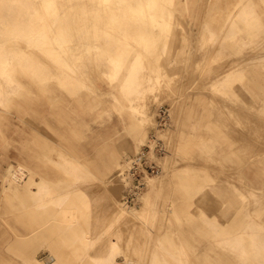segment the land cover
<instances>
[{"label": "rangeland", "instance_id": "374dc122", "mask_svg": "<svg viewBox=\"0 0 264 264\" xmlns=\"http://www.w3.org/2000/svg\"><path fill=\"white\" fill-rule=\"evenodd\" d=\"M0 1V264H264V0ZM161 109L160 173L123 203Z\"/></svg>", "mask_w": 264, "mask_h": 264}, {"label": "built area", "instance_id": "2783aa9c", "mask_svg": "<svg viewBox=\"0 0 264 264\" xmlns=\"http://www.w3.org/2000/svg\"><path fill=\"white\" fill-rule=\"evenodd\" d=\"M168 110L158 111L156 130L150 135L148 142L127 161V168L122 176L131 184L123 192V203H130L139 194L143 181L149 177H156L160 173L158 160L167 152L164 140L159 136V131L166 125Z\"/></svg>", "mask_w": 264, "mask_h": 264}, {"label": "bare ground", "instance_id": "6f19581e", "mask_svg": "<svg viewBox=\"0 0 264 264\" xmlns=\"http://www.w3.org/2000/svg\"><path fill=\"white\" fill-rule=\"evenodd\" d=\"M2 1H3V0H2ZM36 1H37V0H36ZM48 1H49L50 3L53 2L52 5H50V6H53L54 3H55V2H54L55 0H48ZM61 1L64 2V4H65V3H69L70 0H61ZM71 1H73L74 3L76 2V4L79 3V4H77V5L75 6L76 8H80V9H78V10H80V11H83V10L87 11V12H84V11H83V13H86V14H85L86 17H88V14H87V13H90V16H91V10H90L91 8H90L89 5L92 6V3L89 4V1H90V0H71ZM105 1H107V0H103L102 2H105ZM117 1H119V3H120L122 0H121V1H120V0H117ZM141 1H142V0H140V1H136V3L138 2L137 4H141V3H140ZM143 1H144V3H145V0H143ZM245 1H246V0H245ZM0 2H1V1H0ZM39 2H40V0H39ZM115 2H116V1H115ZM115 2H113V3L115 4ZM128 2H129V1H128ZM146 2H147V0H146ZM3 3H4V2H3ZM5 3L7 4V2H5ZM36 3H37V2H36ZM74 3H72V5H73ZM83 3H84V4H83ZM107 3H108V2H107ZM107 3H104L103 6H104L105 4H107ZM121 3H122V2H121ZM125 3H126V2H125ZM147 3H148V2H147ZM15 4H16V2H15ZM17 4H19V3L17 2ZM21 4H22V3H21ZM37 4H38V3H37ZM95 4H97V3H95ZM4 5H5V4H4ZM4 5H3V7H4ZM7 5H8V4H7ZM55 5H56V3H55ZM124 5H125V4H124ZM127 5H128V4H127ZM143 5H145V4H143ZM167 5H168V4H167ZM250 5H251V4H250ZM12 6H13V5H12ZM59 6H60V5H59ZM100 6L102 7V4H101ZM115 6H116V5H115ZM139 6H141V5H139ZM139 6H138V7H139ZM146 6H147V4H146ZM168 6H169V5H168ZM240 6H241V5H240ZM3 7H2V9H3ZM15 7H17V6H15ZM19 7H20V6H19ZM54 7H56V6H54ZM81 7H83V9H81ZM87 7H89V9H88ZM94 7H96V6H92V9H94ZM101 7H100V9H101ZM113 7H114V6H113ZM136 7H137V6H136ZM141 7H142V6H141ZM151 7H152V6H151ZM169 7H170V6H169ZM6 8H7V7H6ZM39 8H40V7H39ZM42 8H44V7H42ZM56 8H57V7H56ZM62 8H63V7H62ZM64 8H65V7H64ZM64 8H63V9H64ZM103 8H104V7H103ZM106 8H108V7H106ZM115 8H116V7H114V9H115ZM123 8H124V6H123ZM126 8H128V6H127ZM8 9H9V8H8ZM47 9H49L48 6H47ZM59 9H60V8H59ZM63 9H62V10H63ZM66 9H67V8H66ZM97 9H98V8H97ZM114 9H113V10H114ZM121 9H122V6H121ZM124 9H125V8H124ZM146 9H147V7H146L145 9H143V7H142L141 10H145V11H146ZM9 10H10V9H9ZM13 10H14V9H13ZM44 10H45V9H42L41 11H44ZM56 10H57V9H56ZM56 10H55V11H56ZM62 10H61V11H62ZM64 10H65V9H64ZM64 10H63V11H64ZM94 10H95V9H94ZM141 10H140V11H141ZM147 10H149V9H147ZM5 11H7V10L5 9ZM5 11H4V12H5ZM18 11H19V10H18ZM23 11H24V10H23ZM47 11H48V10H47ZM63 11H62V12H63ZM67 11H68V10H67ZM67 11H66V12H67ZM71 11H72V10H71ZM74 11H75V8H74ZM74 11H73V12H74ZM80 11H79V12H80ZM89 11H90V12H89ZM103 11H104V10H103ZM103 11H102V12H103ZM114 11H115V10H114ZM128 11H129V9H128ZM128 11H127V12H128ZM149 11H150V10H149ZM152 11H153V10H152ZM24 12H25V11H24ZM31 12H32V11H31ZM57 12H58V11H57ZM59 12H60V11H59ZM59 12H58V14H59ZM73 12H72V13H73ZM77 12H78V11H77ZM92 12H94V11H92ZM98 12H100V11H98ZM98 12H97V13H98ZM116 12H117V10H116ZM118 12H119V11H118ZM118 12H117V13H118ZM130 12H131V10H130ZM130 12H129V13H130ZM141 12L143 13L144 11H141ZM45 13H46V12H45ZM45 13H44V15H45ZM72 13H71V14H72ZM74 13H75V12H74ZM129 13H128V14H129ZM133 13H134V12H133ZM144 13H145V12H144ZM150 13H151V12H150ZM22 14H23V13H21V15H22ZM42 14H43V13H42ZM50 14H51V11H50ZM62 14H63V13H62ZM75 14H76V13H75ZM80 14H82V13L80 12ZM80 14H77V15H80ZM94 14H95V13H94ZM98 14H99V13H98ZM103 14H104V13H103ZM109 14H110V13H109ZM114 14H115V13H114ZM122 14H123V11H122ZM126 14H127V13H126ZM130 14H132V13H130ZM235 14H236V13H235ZM34 15H35V14H34ZM51 15H55V14H51ZM51 15H49V18H50ZM60 15H61V14H60ZM92 15H93V14H92ZM101 15H102V13H101ZM18 16H19V15H18ZM29 16H30V15H29ZM58 16H59V15H58ZM58 16H55V17H58ZM63 16H64V15H63ZM66 16H67V15H66ZM75 16H76V15H75ZM75 16H74V17H75ZM81 16L83 17V15H80V17H79V16H78V17H79V18H82ZM105 16H106V15H105ZM119 16H120V12H119ZM146 16H147V15H146ZM146 16H145V18H146ZM148 16H149V15H148ZM167 16H168V15H167ZM12 17H13V16H12ZM15 17H16V16H15ZM47 17H48V16H47ZM53 17H54V16H53ZM71 17H73V14H72ZM71 17H70V18H71ZM78 17H77V18H78ZM94 17H95V16H94ZM98 17H99V16H98ZM127 17H128V16H127ZM131 17H132V16H131ZM131 17H130V18H131ZM10 18H11V17H10ZM23 18H24V17H23ZM26 18H27V16H26ZM41 18H42V17H41ZM65 18H66V17H65ZM96 18H97V17H95V19H96ZM108 18H109V17H108ZM108 18H107V19H108ZM118 18H119V17H118ZM121 18L123 19V18H125V17H124V16H123V17L120 16V19H121ZM148 18H149V17H148ZM16 19H17V18H16ZM52 19H54V18H52ZM83 19H84V20H83ZM83 19H82V21L84 22V21H85V18H83ZM89 19H90V18H89ZM92 19H93V18H92ZM102 19H103V18H102ZM105 19H106V18H105ZM122 19H121V20H122ZM127 19H128V18H127ZM131 19H132V18H131ZM244 19H245V18H244ZM247 19H248V18H247ZM11 20H12V19H11ZM25 20H26V19H25ZM48 20H49V19L47 18V21H48ZM71 20H72V19H71ZM75 20H76V19H75ZM86 20H88V19H86ZM90 20H91V19H90ZM98 20H101V19L99 18ZM117 20H118V19H117ZM23 21H24V20H23ZM37 21H38V20H37ZM51 21H52V20H51ZM57 21H58V20H57ZM67 21H68V20H67ZM76 21H77V20H76ZM76 21H75V22H76ZM78 21H79V20H78ZM78 21H77V23L79 24L80 22H78ZM80 21H81V20H80ZM82 21H81V22H82ZM96 21H97V19H96ZM129 21H132V20H129ZM246 21H247V20H246ZM13 22H14V21H13ZM19 22H22V21H20V19H19ZM48 22H49V21H48ZM53 22H54V21H53ZM65 22H66V19H65ZM69 22H71V21H69ZM69 22H68V23H69ZM75 22H74V23H75ZM86 22H87V21H86ZM94 22H95V21H94ZM98 22H99V21H98ZM102 22H105V21H102ZM116 22H117V21H116ZM119 22H120V21H118L117 23H119ZM126 22H127V20H126ZM133 22H135V21L133 20ZM133 22H131V23H133ZM23 23H24V22H23ZM25 23H27V22H25ZM44 23H45V22H44ZM50 23L52 24V22H50ZM50 23H49V25L51 26ZM57 23H58V22H57ZM71 23H72V22H71ZM109 23H110V22H109ZM121 23H122V22H121ZM123 23H125V22H123ZM129 23H130V22H129ZM131 23H130L129 25H131ZM37 24H39V23H37ZM45 24H46V23H45ZM84 24H85V23H84ZM84 24H83V25H84ZM89 24H90V23H89ZM91 24H92V23H91ZM102 24H104V23H102ZM106 24H107V23H106ZM136 24H137V23H136ZM136 24H134V25L136 26ZM226 24H227V23H226ZM252 24H253V23H252ZM14 25H16V24H14ZM18 25H19V24H18ZM46 25H47V24H46ZM52 25H54V24H52ZM59 25H60V24H59ZM59 25H58V27H59ZM72 25H73V24H72ZM72 25H71V26H72ZM74 25L76 26L77 24H74ZM79 25H82V23L79 24ZM79 25H77L76 27H80ZM83 25H82V26H83ZM107 25H108V24H107ZM111 25H112V24H111ZM124 25H126V24H124ZM166 25H167V24H166ZM250 25H251V24H250ZM253 25H254V24H253ZM21 26H22V25H21ZM84 26H85V25H84ZM84 26H83V27H84ZM94 26H95V25H94ZM132 26H133V25H132ZM132 26H131V27H132ZM135 26H133V27H135ZM144 26H145V25H144ZM146 26H147V25H146ZM251 26H252V25H251ZM251 26H250V27H251ZM257 26H258V25H257ZM259 26H260V25H259ZM26 27H27V26H26ZM36 27H37V26H36ZM48 27H49V26H48ZM55 27H57V26H55ZM87 27H88V25H87ZM109 27H110V26H109ZM116 27H118V26H116ZM116 27H115V29H116ZM119 27H120V26H119ZM124 27H125V26H124ZM124 27L121 26L120 28H124ZM136 27H137V26H136ZM17 28H18V27H17ZM20 28H21V27H20ZM73 28H74V30H75V27H73ZM73 28H70V31L73 30ZM92 28H93V27H92ZM97 28H98V27H97ZM99 28H100V27H99ZM103 28H104V27H103ZM141 28H142V27H141ZM244 28H245V27H244ZM256 28H257V27H256ZM0 29H1V28H0ZM86 29H87V28H86ZM89 29H90V28H88V30H89ZM126 29H127V28H126ZM247 29H248V28H247ZM6 30H7V29H6ZM20 30H21V29H20ZM30 30H31V29H30ZM54 30H55V29H54ZM74 30H73V31H74ZM84 30H85V27H84ZM84 30L82 29L81 32H83ZM93 30H94V29H93ZM93 30H92V31H93ZM98 30H99V29H98ZM128 30H129V29H127V31H128ZM130 30H131V29H130ZM130 30H129V31H130ZM132 30H133V29H132ZM134 30L136 31V29H134ZM139 30H140V29H139ZM141 30H142V29H141ZM263 30H264V29H263ZM32 31H33V30H32ZM32 31H31V32H32ZM47 31H48V29H47ZM59 31H60V30H59ZM73 31H72V33H73ZM79 31H80V30H79ZM89 31H90V30H89ZM92 31H91V33H92ZM96 31H97V29H96ZM99 31H100V30H99ZM99 31H98V32H99ZM116 31H117V30H116ZM127 31H126V32H127ZM135 31H134V32H135ZM143 31H144V29H143ZM143 31H142V32H143ZM255 31H256V30H255ZM4 32H5V31H4ZM15 32H16V31H15ZM28 32H29V30H28ZM31 32H30V33H31ZM35 32H36V31H35ZM76 32H77V30H76ZM110 32H113V31L111 30ZM121 32H122V31H121ZM131 32H133V31H131ZM134 32H133L132 35H134ZM232 32H233V31H232ZM262 32H263V31H262ZM40 33H41V32H40ZM50 33H51V32H50ZM50 33H49V34H50ZM54 33H55V32H54ZM54 33H53V34H54ZM74 33H75V31H74ZM78 33H79V32H78ZM83 33H84V32H83ZM83 33H82V34H83ZM86 33H87V32H86ZM100 33H101V32H100ZM113 33H114V32H113ZM124 33H125V32H124ZM135 33H136V32H135ZM251 33H252V32H251ZM255 33H256V32H255ZM4 34H5V33H3V35H4ZM63 34H65V31H64ZM93 34H94V33H93ZM102 34H103V33H102ZM121 34H122V33H121ZM139 34H141V33H139ZM145 34H146V32H145ZM0 35H1V34H0ZM3 35H2V36H3ZM58 35H59V34H58ZM79 35H81V33H80ZM103 35H104V34H103ZM116 35H117V34H116ZM124 35H128V34H124ZM223 35H224V34H223ZM225 35H227V34H225ZM34 36H35V35H34ZM82 36H83V35H82ZM85 36H86V35H85ZM100 36H101V35H100ZM256 36H257V35H256ZM75 37H76V39H78V38H77V35H76ZM83 37H84V36H83ZM93 37H94V36H93ZM93 37H92V39H93ZM106 37H108V35H107ZM109 37H110V36H109ZM109 37H108V38H109ZM130 37H131V36H130ZM138 37H139V36H138ZM206 37H207V36H206ZM11 38H12V36H11ZM38 38H39V37H38ZM86 38H88V37H86ZM86 38H85V39H86ZM94 38H95V37H94ZM99 38H100V37H99ZM108 38H107V39H108ZM131 38H132V37H131ZM207 38H208V37H207ZM207 38H206V39H207ZM214 38L216 39V37H214ZM260 38H261V37H260ZM32 39H33V38H32ZM36 39H37V38H36ZM69 39H70V37H69ZM79 39H80V37H79ZM82 39H83V38L81 37V40H82ZM95 39H96V38H95ZM102 39H103V38H102ZM124 39H125V38H124ZM129 39H130V38H129ZM30 40H31V39H30ZM52 40H53V39H52ZM62 40H63V39H62ZM62 40H60V41H62ZM86 40H87V39H86ZM86 40H85V41H86ZM97 40H98V39H97ZM97 40H96V41H97ZM104 40H105V39H104ZM108 40H109V39H108ZM120 40H121V39H120ZM126 40H127V39H126ZM131 40H132V39H131ZM176 40H177V39H176ZM213 40H214V39H213ZM213 40L211 41V43L213 42ZM253 40H254V39H253ZM259 40H261V39H259ZM3 41H4V40H3ZM35 41H36V40H35ZM40 41H41V40L39 39V42H40ZM60 41H59V42H60ZM63 41H64V40H63ZM76 41H77V40H76ZM79 41H80V40H79ZM82 41H83V40H82ZM115 41H116V40H115ZM134 41H135V40H134ZM214 41H216V40H214ZM256 41H257V40H256ZM36 42H37V41H36ZM68 42H69V41H68ZM73 42H74V41H73ZM135 42H136V41H135ZM251 42H252V41H251ZM254 42H255V41H254ZM0 43H1V42H0ZM41 43H42V42H41ZM77 43H78V42H77ZM77 43L75 42V44H77ZM131 43H132V42H131ZM172 43H173V42H172ZM3 44H4V43H3ZM38 44H39V43H38ZM64 44H65V43H64ZM66 44H67V43H66ZM213 44H214V43H213ZM238 44H239V43H238ZM256 44H257V43H256ZM256 44H255V45H256ZM0 45H1V44H0ZM34 45H35V44H34ZM44 45H45V44H44ZM240 45H241V44H240ZM240 45H238V46H240ZM243 45H244V44H243ZM251 45H252V44H251ZM39 46H40V45H39ZM74 46H76V45H74ZM142 46H143V45H142ZM170 46H171V45H170ZM241 46H242V45H241ZM253 46H254V45H253ZM257 46H258V45H257ZM2 47H3V46H2ZM5 47H6V46H5ZM208 47H209V46H208ZM243 47L245 48V47H247V45H246V46H243ZM243 47H240L239 49H242ZM248 47H249V46H248ZM212 48H213V47H212ZM244 48H243V49H244ZM255 48H256V47H255ZM1 49H2V48H1ZM6 49H7V48H6ZM11 49H12V48H11ZM43 49H44V48H43ZM43 49H42V50H43ZM104 49H105V48H104ZM222 49H223V48H222ZM245 49H247V48H245ZM249 49H250V48H248V50H249ZM38 50H39V49H38ZM42 50H41V51H42ZM44 50H45V49H44ZM106 50H107V49H106ZM224 50H225V49H224ZM224 50H223V51H224ZM248 50H246V51H248ZM252 50H254V49L252 48ZM102 51H103V48H102ZM107 51H108V50H107ZM110 51H111V50H110ZM242 51H244V50H242ZM246 51H245V53H246ZM6 52H7V51H6ZM15 52H16V51H15ZM42 52H43V51H42ZM7 53H8V52H7ZM11 53H12V52H11ZM19 53H20V52H19ZM243 53H244V52H243ZM255 53H256V52H255ZM0 54H2V53H0ZM45 54H48V53H45ZM49 54H50V53H49ZM103 54H104V53H103ZM205 54H206V53H205ZM7 55H8V54H7ZM15 55H16V54H15ZM51 55H52V54H51ZM211 55H212V54H211ZM5 56H6V54H5ZM5 56H4V57H5ZM17 56H18V55H17ZM20 56H21V55H20ZM104 56H105V55H104ZM136 56H137V54H136ZM136 56H135V57H136ZM242 56H243V55H242ZM0 57H1V56H0ZM2 57H3V56H2ZM13 57H15V56H13ZM46 57H48V56H46ZM46 57H45V58H46ZM49 57H50V56H49ZM98 57H99V55H98ZM101 57H102V56H101ZM109 57H110V56H109ZM125 57H126V56H125ZM169 57H170V56H169ZM221 57H222V56H221ZM245 57H246V56H245ZM260 57H261V56H260ZM19 58H20V57H19ZM104 58H105V57H104ZM106 58H107V57H106ZM110 58H111V57H110ZM171 58H172V57H171ZM205 58H206V57H205ZM208 58H209V57H208ZM218 58H219V57H218ZM256 58H257V57H256ZM7 59H9V58H7ZM134 59H135V58H134ZM215 59H216V58H215ZM4 60H6V57H5ZM48 60H49V59H48ZM135 60H138V59H135ZM229 60H230V59H229ZM235 60H236V59H235ZM50 61H51V60H50ZM67 61H68V60H67ZM96 61H98V59H97ZM96 61H94V62H96ZM107 61H108V60H107ZM195 61H196V60H195ZM204 61H205V60H204ZM238 61H239V60H238ZM249 61H250V60H248V62H249ZM2 62H4V61H2ZM17 62H18V61H17ZM20 62H21V61H20ZM99 62H100V59H99ZM211 62H212V61H211ZM218 62H219V61H218ZM47 63H48V62H47ZM54 63H55V62H54ZM84 63H85V62H84ZM84 63H83V64H84ZM107 63H108V62H107ZM142 63H143V62H142ZM208 63H209V62H208ZM227 63H229V62H227ZM4 64L6 65V61L4 62ZM57 64H58V63H57ZM59 64H60V63H59ZM69 64H70V63H69ZM96 64H97V62H96ZM104 64H105V63H104ZM109 64H110V63H109ZM109 64H107V65H109ZM122 64H123V63H122ZM124 64H125V63H124ZM124 64H123V65H124ZM210 64H211V63H210ZM232 64H233V63H232ZM5 65H4V67H3V66H2V67L5 68V67H6ZM36 65H37V64H36ZM144 65H145V64H144ZM38 66H39V65H38ZM52 66H53V65H52ZM52 66H51V67H52ZM64 66H65V65H64ZM93 66H94V65H93ZM210 66H211V65H210ZM210 66H209V67H210ZM229 66H230V64H229ZM245 66H246V65H245ZM0 67H1V66H0ZM110 67H112V66H110ZM144 67H145V66H144ZM236 67H237V66H236ZM58 68H59V67H58ZM83 68H84V67H83ZM93 68H94V67H93ZM145 68H146V67H145ZM150 68H151V67H150ZM204 68H205V66H204ZM240 68H241V67H240ZM44 69H46V68H44ZM53 69H54V68H53ZM84 69H85V68H84ZM90 69H91V68H90ZM210 69H211V68H210ZM2 70H3V69H2ZM56 70H58V69H56ZM74 70H75V69H74ZM105 70H106V69H105ZM159 70H160V69H159ZM201 70H203V69H201ZM227 70H229V69H227ZM94 71H95V70H94ZM3 72H4V71H3ZM70 72H71V71H70ZM103 72H104V71H103ZM159 72H160V71H159ZM207 72H208V71H207ZM5 73H7V72H5ZM49 73H50V72H49ZM49 73H48V74H49ZM57 73H58V72H57ZM61 73H62V72H61ZM147 73H148V71H146V73H145L146 76L148 75ZM200 73H201V71H200ZM2 74H4V73H2ZM38 74H39V73H38ZM38 74H37V75H38ZM45 74H46V73H45ZM100 74H101V73H100ZM126 74H128V73H126ZM201 74H202V73H201ZM209 74H210V73H209ZM0 75H1V73H0ZM5 75H7V74H5ZM34 75H35V74H34ZM59 75H60V74H59ZM199 75H200V74H199ZM203 75H204V74H203ZM207 75H208V74H207ZM1 76H2V75H1ZM1 76H0V77H1ZM40 76H41V75H40ZM197 76H198V75H197ZM7 77H8V76H7ZM7 77H6V78H7ZM35 77H36V76H35ZM44 77H45V76H44ZM123 77H124V76H123ZM221 77H222V76H221ZM1 78H3V76H2ZM60 78H61V77H60ZM145 78H146V77H145ZM216 78H217V77H216ZM56 79H57V78H56ZM68 79H69V78H68ZM114 79H116V78H114ZM123 79H124V78H123ZM123 79H122V80H123ZM150 79H151V78H150ZM38 80H39V78H38ZM57 80H58V79H57ZM60 80H62V79H60ZM66 80H67V79H66ZM122 80H121V81H122ZM218 80H219V79H218ZM5 81H6V80H5ZM53 81H55V80H53ZM149 81H150V80H149ZM159 81H160V80H158V82H159ZM6 82H7V81H6ZM68 82H69V81H68ZM124 82H125V81H124ZM151 82H152V81H151ZM2 83H3V82H2ZM38 83H39V82H38ZM61 83H62V82H61ZM66 83H67V82H66ZM9 84H10V82H9ZM57 84H58V83H57ZM160 84H161V83H160ZM6 85H7V84H6ZM61 85H63V83L60 84V86H61ZM124 85H125V84H124ZM4 86H5V85H4ZM64 86H65V85H64ZM70 86H72V85H70ZM0 87H1V86H0ZM73 87H75V85H74ZM153 87H154V86H153ZM64 88H65V87H64ZM70 88H71V87H70ZM75 88H76V87H75ZM77 88H78V87H77ZM144 88H145V87H144ZM147 89H148V88H147ZM150 89H151V88H150ZM149 91H150V90H149ZM143 94H144V93H143ZM145 94H146V93H145ZM144 97H145V96H144ZM127 98H128V97H127ZM138 98H139V97H138ZM129 101H130V100H129ZM132 105H133V103H132ZM140 105H141V104H140ZM145 105H147V104H145ZM235 107H236V106H235ZM223 108H224V107H223ZM220 110H221V109H220ZM135 111H136V110H135ZM226 112H227V111H226ZM141 113H142V111H141ZM145 113H146V112H145ZM221 113H222V112H221ZM147 114H148V113H147ZM227 114H229V113H227ZM141 115H142V114H141ZM215 115H216V114H215ZM229 116H230V115H229ZM136 117H137V116H136ZM142 117H143V116H142ZM137 118H138V117H137ZM145 118H146V116H145ZM215 118H216V117H215ZM224 118L226 119L225 116H224ZM138 119H139V118H138ZM144 120H145V119H144ZM147 121H148V120H147V118H146V122H147ZM224 123H225V122H224ZM230 124H231V123H230ZM145 125H146V124H145ZM226 125H227V124H226ZM222 127H223V126H222ZM235 129H236V128H235ZM224 131H225V130H224ZM238 131H239V130H238ZM256 133H257V132H256ZM258 133H259V132H258ZM253 136H254V135H253ZM253 136H252V137H253ZM231 137H232V136H231ZM252 137H251V138H252ZM247 138H248V137H247ZM254 139H255V138L253 137L252 142H254V141H253ZM258 139H259V136H258V137L256 136V139H255V140L257 141ZM257 142H258V141H257ZM246 143H247V142H246ZM248 143H250V142H248ZM188 144H189V143H188ZM253 144H255V143H253ZM258 144H259V143H258ZM255 145H257V144H255ZM175 146H177V145H175ZM259 146H260V145H259ZM197 147H198V146H197ZM249 147H250V146H249ZM194 148H195V147H194ZM251 148H252V145H251ZM197 149H198V148H197ZM197 149H196V150H197ZM241 149H242V148H241ZM247 149H248V148H247ZM254 149H256V148H254ZM259 149H260V148H259ZM178 150H179V148H178ZM181 150H182V149H181ZM245 150H246V148H245ZM245 150H244V151H245ZM248 151H249V150H248ZM253 151H254V150H253ZM183 152H184V150H183ZM194 152H196V151H194ZM247 153H248V152H247ZM249 153H250V152H249ZM251 155H252V154H251ZM249 156H250V155H249ZM256 156H257V154H256ZM258 157H259V156H258ZM182 159H184V158H182ZM248 159H249V158H248ZM159 160H160V158H159ZM248 161H249V160H248ZM174 163H175V162H174ZM183 163H184V162H183ZM246 163H247V162H246ZM125 168H127V165H126L125 167H121V168H119V170H123V169H125ZM237 171H238V170H237ZM231 173H232V172H231ZM232 175H233V174H232ZM223 179H224V178H223ZM240 179H241V176H240ZM222 181H223V180H222ZM222 181H221V182H222ZM33 183H34V182H33ZM211 183H212V182H211ZM235 183H236V182H235ZM30 184H32V183H30ZM34 184H35V183H34ZM100 184H101V183L97 184V186H99ZM209 184H210V183H209ZM240 185H241V184H240ZM26 186H27V185H26ZM97 186H95L96 189H98ZM210 186H211V184H210ZM222 186H223V185H222ZM99 188H100V187H99ZM206 188H207V187H206ZM206 188H205V190H206ZM39 189H40V188H39ZM249 190H250V189H249ZM94 191H95V190H94ZM98 191H101V189H99ZM208 191H209V190H208ZM242 191H243V190H242ZM240 192H241V191H240ZM241 194H242V193H241ZM206 196H207V195H206ZM206 196H205V197H206ZM238 196H239V195H238ZM212 197H213V196H212ZM239 197H240V196H239ZM206 198H207V197H206ZM214 198H215V197H214ZM101 199H102V198H101ZM103 199H104V198H103ZM194 199H195V198H194ZM211 199H212V198H211ZM147 200H148V199H147ZM218 200H219V199H218ZM199 202H200V201H199ZM203 203H204V202H203ZM203 203H202V204H203ZM116 204H117V203H116ZM202 204H201V205H202ZM215 204H216V203H215ZM249 204H250V203H249ZM220 205H221V204H220ZM113 206H115V204H113ZM116 206H117V205H116ZM118 207H119V205H118ZM142 208H143V207H142ZM196 208H197V207H196ZM114 209H115V208H114ZM144 209H145V208H144ZM245 209H246V208H245ZM112 210H113V209H112ZM115 210H117V208H116ZM139 211H140V210H139ZM143 211H144V210H143ZM147 211H148V210H147ZM247 211H248V210H247ZM203 212H204V211H203ZM116 213H117V212H116ZM116 213H114V214H116ZM247 214H248V213H247ZM138 215H139V214H138ZM118 216H119V215H118ZM246 216H247V215H246ZM248 216H249V215H248ZM107 217H108V216H107ZM141 217L143 218V216H141ZM144 217H145V216H144ZM206 217H207V216H206ZM113 218H115V216H114ZM105 219H106V218H105ZM200 219H201V218H200ZM115 220H117V219H115ZM120 220H121V219H120ZM120 220H119V221H120ZM207 220H208V219H207ZM251 220H253V219H251ZM112 221H113V220H112ZM208 221H209V220H208ZM117 222H118V221H117ZM117 222H116V223H117ZM122 222H123V221H122ZM252 222H253V221H252ZM218 224H219V223H218ZM114 225H115V224H114ZM216 225H217V224H216ZM249 226H250V225H249ZM111 227H112V226H111ZM117 227H118V226H117ZM216 227H217V226H216ZM246 227H247V226H246ZM244 228H245V227H244ZM108 230H109V229H108ZM114 230H115V229H114ZM113 233H114V232H113ZM113 233H112V234H113ZM263 233H264V232H263ZM260 234H261V233H260ZM110 235H111V234H110ZM108 237H110V236H108ZM111 237H112V236H111ZM111 237H110V238H111ZM260 237H261V236H260ZM110 238H109V240H110ZM106 239H107V238H106ZM217 239H218V238H217ZM257 239H258V238H257ZM107 240H108V239H107ZM261 241H263V240H261ZM105 242H106V241H105ZM258 242H259V241H258ZM262 243H263V242H262ZM106 244H107V243H106ZM262 245H263V244H262ZM250 247H251V246H250ZM105 248H106V246H105ZM247 248H248V247H247ZM244 250H245V249H244ZM241 251H242V250H241ZM244 252H245V251H244ZM254 253H255V252H254ZM245 254H246V253H245ZM49 257H50V256H49ZM247 257H248V256H247ZM47 258H48V257H47ZM47 258H46V259H47ZM245 258H246V257H245ZM245 258H244V259H245ZM48 260H49V259H48ZM39 261H40V260H39ZM42 261H44L43 258H42ZM50 261H51V259H50ZM50 261H49V262H50ZM239 261H240V260H239ZM242 261H243V260H242ZM260 261H261V260H260ZM53 263H54V261H53ZM239 263H240V262H239ZM47 264H48V263H47Z\"/></svg>", "mask_w": 264, "mask_h": 264}, {"label": "crops", "instance_id": "0c3cea01", "mask_svg": "<svg viewBox=\"0 0 264 264\" xmlns=\"http://www.w3.org/2000/svg\"><path fill=\"white\" fill-rule=\"evenodd\" d=\"M2 208H3V206L1 204V199H0V215L3 212V210L5 211V209H2ZM14 208H15V205H11V206L8 205V210L7 211H8V217L9 218L7 219L8 222H7V225L6 226H8L9 228H12V229H17V228L20 229L21 228V224H22V222L24 223V221L21 220V219H14V214H11V212H15V209ZM16 211H19V205H17ZM25 221H27V220L25 219ZM1 226L3 227L4 224L1 223V220H0V227ZM18 234L22 236V235H25L26 233L25 232L23 233V232H20L19 231ZM8 242L11 244L12 242H14V238L13 239L11 238ZM42 258L44 259V261H42ZM19 259L20 258H17V257H13V258L11 257V258H9V260H14V263H15L16 260H19ZM50 259H51V261H50ZM36 260H37L38 263L39 262H42L43 264H47V263L48 264H53V261H55V257L51 256L50 254H45V253L42 252V253H40V254L37 255Z\"/></svg>", "mask_w": 264, "mask_h": 264}]
</instances>
